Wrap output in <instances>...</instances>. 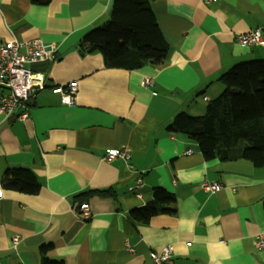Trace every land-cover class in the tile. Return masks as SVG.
I'll use <instances>...</instances> for the list:
<instances>
[{
    "label": "crops",
    "instance_id": "0c3cea01",
    "mask_svg": "<svg viewBox=\"0 0 264 264\" xmlns=\"http://www.w3.org/2000/svg\"><path fill=\"white\" fill-rule=\"evenodd\" d=\"M112 4L0 0V45L41 39L59 48L55 60L30 67L46 88L33 94L28 118L0 114V180L23 167L41 185L27 195L0 181V264H41L49 244L46 258L63 264H152L149 253L168 246L175 264H264L254 244L264 234V169L240 158L206 161L196 141L169 129L179 113L205 114L224 73L264 60V45L237 42L258 29L264 39V0L153 1L169 51L134 71L106 67L96 47L81 51L82 36L109 20ZM70 82L78 83L73 106L53 90ZM121 146L131 150L128 162L105 160ZM140 176L138 197L131 188ZM205 181L223 189L208 193ZM157 187L172 195L173 213L139 224L130 213L153 202ZM107 190L85 201L90 219L78 216L76 196Z\"/></svg>",
    "mask_w": 264,
    "mask_h": 264
},
{
    "label": "trees",
    "instance_id": "16d2710c",
    "mask_svg": "<svg viewBox=\"0 0 264 264\" xmlns=\"http://www.w3.org/2000/svg\"><path fill=\"white\" fill-rule=\"evenodd\" d=\"M45 5L51 0H30ZM155 0H113L110 18L100 27L88 31L81 39V51L96 47L108 68L138 70L158 63L169 51L156 14ZM224 87L216 99L208 103L202 116L179 113L170 130L188 135L197 142L206 161L221 162L244 159L255 168L264 169V60H253L234 66L219 79ZM3 189L36 195L41 185L30 169L8 171L0 180ZM110 191H92L75 197L82 204ZM154 201L130 214L140 224H147L159 214H171L172 195L162 188L154 189ZM51 244L40 248L41 264L51 262L46 254Z\"/></svg>",
    "mask_w": 264,
    "mask_h": 264
},
{
    "label": "built area",
    "instance_id": "2783aa9c",
    "mask_svg": "<svg viewBox=\"0 0 264 264\" xmlns=\"http://www.w3.org/2000/svg\"><path fill=\"white\" fill-rule=\"evenodd\" d=\"M237 42L241 47L262 46L264 39L261 30H255L237 36ZM58 46L53 42H45L41 39L17 40L13 39L0 45V114L5 118L15 116L19 120H26L29 116V102L35 92L45 90V79L42 74L31 70V65L53 61L58 53ZM150 78L142 79V86H151ZM54 92L59 94L61 102L67 106L75 104V96L78 92V83L55 87ZM188 151L187 154H190ZM128 162L131 159V150L127 146L111 149L105 160L112 162L115 159ZM143 186V178L138 177L131 190L139 197L137 192ZM203 189L208 193L219 192L223 186L218 183L203 182ZM78 216L84 220L92 217V211L88 203L80 205ZM19 243V236L13 238V244ZM258 251L264 252V234H259L254 241ZM129 250L133 248L128 246ZM171 247H164L160 252L149 253L152 264H175Z\"/></svg>",
    "mask_w": 264,
    "mask_h": 264
}]
</instances>
